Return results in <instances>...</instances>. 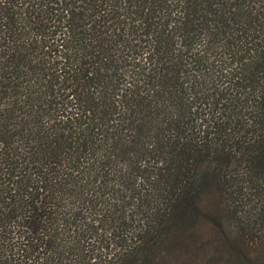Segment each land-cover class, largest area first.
I'll return each mask as SVG.
<instances>
[{"label": "trees", "instance_id": "trees-1", "mask_svg": "<svg viewBox=\"0 0 264 264\" xmlns=\"http://www.w3.org/2000/svg\"><path fill=\"white\" fill-rule=\"evenodd\" d=\"M0 264H264V0H0Z\"/></svg>", "mask_w": 264, "mask_h": 264}]
</instances>
